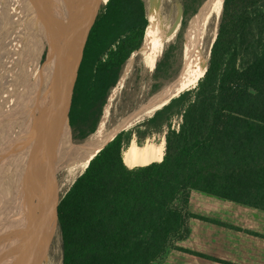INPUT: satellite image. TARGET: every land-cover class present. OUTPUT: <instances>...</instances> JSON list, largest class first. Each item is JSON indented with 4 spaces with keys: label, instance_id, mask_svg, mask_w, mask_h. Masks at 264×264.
Instances as JSON below:
<instances>
[{
    "label": "trees",
    "instance_id": "obj_1",
    "mask_svg": "<svg viewBox=\"0 0 264 264\" xmlns=\"http://www.w3.org/2000/svg\"><path fill=\"white\" fill-rule=\"evenodd\" d=\"M206 0H182L181 30ZM148 25L143 0H109L87 40L69 112L72 139L96 132L111 91ZM172 51L153 71L151 93L174 75ZM204 76L138 125L173 112L177 130L163 126L161 160L127 163L122 132L64 193L61 264H155L186 234L188 195L197 190L244 202L243 189L264 187V0H223ZM168 125V124H166ZM137 129V130H138ZM136 130V131H137ZM134 131L136 144L140 135ZM249 189V188H248Z\"/></svg>",
    "mask_w": 264,
    "mask_h": 264
},
{
    "label": "rangeland",
    "instance_id": "obj_2",
    "mask_svg": "<svg viewBox=\"0 0 264 264\" xmlns=\"http://www.w3.org/2000/svg\"><path fill=\"white\" fill-rule=\"evenodd\" d=\"M21 1L22 0H0V149L3 148L6 140L5 153H7L12 146L14 137H17L16 140L18 141L21 137L25 136L22 130L24 124L27 123L28 120L31 124H34L40 116V113L43 112L46 107L48 92L46 91L45 81L43 84V80L41 79V77H43V74L41 75V72H43L41 71V68L47 61V55L45 57L46 51L44 45L45 41L47 42V39L45 38L48 33L47 30L49 29L48 23L45 24V22L47 19L48 21L51 20L54 22L57 18H52V5L48 4L47 0H28L27 3L26 1ZM43 1L46 2V6L43 4ZM54 1L59 2L58 0ZM143 1L146 7L147 17L149 11L153 7L156 8L158 19L157 33L158 35L165 37L158 60L162 57L164 50L172 51L173 57L175 56V58L172 59V61H174V75L168 81L163 82L158 91L151 93L150 90L152 89V84L154 83V69L152 71L147 69L142 49L134 53L126 62L118 83L108 97L96 132L83 141L84 145L89 146L91 143L105 138L122 118L128 115L133 109H139V107H141L157 93L168 88L184 73V44L187 30L190 27L192 19L188 22L182 33V53L181 56L179 55L176 58L179 48V43H177L178 41H176V39L181 30L183 15L182 0ZM49 5L51 6L49 7ZM36 6H39V8L37 9ZM17 16L19 19H17ZM218 23L219 21L212 19L207 24L201 37L200 48L203 52L205 64L207 63L210 53L212 38L214 34L216 36L217 33ZM21 41L25 43L24 51L26 52L23 51V53L22 49L21 52H19L22 45ZM16 53H19V57L22 59L21 63L23 62L26 66H28L25 68V65H22L23 68L19 69L17 72L12 71V65L14 58H16ZM10 75L12 76L11 78L9 77ZM193 86H195V84L187 89L190 90ZM181 93L176 95L174 98L179 96ZM32 103H34L35 106H32L34 105ZM163 105H160L158 108L163 107ZM158 108L154 111L142 114L134 122V124L124 132L130 131L131 139L136 142L134 131L138 129V125L140 123L150 118L152 114L158 110ZM24 109L26 112H24ZM106 110H108L107 121L104 126H101ZM175 111L176 109L161 118L160 121L152 124L150 127H139L136 132L141 137L140 142H142V144H159L162 140L160 139V136L151 134L157 127L159 128L163 126L164 133L168 130V127L177 130L178 124H180V116ZM20 113L21 119L18 120ZM29 117L31 118L29 119ZM29 122L27 124L31 127ZM12 126L14 127L13 136L9 138L7 133ZM74 142L75 144L78 143L76 141H73V143ZM19 148L22 147L20 146ZM18 152H21V149H19ZM16 156H19V154ZM0 158L2 159H0V161H2L0 163V167L2 166L0 168V173H2L0 174V225H4L5 227H3V232L9 234L11 227L14 226V224L11 223L13 219H17L18 221L19 218L24 219L25 217H28V212L31 210V204L29 207L30 210H28V204L24 194V187L28 185H24L20 182L21 176L22 180L27 177L26 168L24 169L23 163H19L21 158H11L10 153L7 154V157L5 155L0 156ZM7 158L9 159L7 160ZM83 158V155L68 156L67 159L62 161L59 165L58 175L63 195L72 186L76 178L84 172L82 168L78 166ZM11 166L13 167L11 168ZM5 170H7L8 173ZM60 257L61 250L57 253L51 264H61Z\"/></svg>",
    "mask_w": 264,
    "mask_h": 264
},
{
    "label": "water",
    "instance_id": "obj_3",
    "mask_svg": "<svg viewBox=\"0 0 264 264\" xmlns=\"http://www.w3.org/2000/svg\"><path fill=\"white\" fill-rule=\"evenodd\" d=\"M108 1L109 0L67 1V13L60 24L59 33L57 34V36L63 35V37H65V44L61 50V55L57 59V71H54L55 75L53 77V90L51 93H48L49 97H52V99L54 97L56 98V102L52 110H48L49 112L46 114L44 120L45 133H43L45 144L42 155L52 156L53 159L54 156L56 157L49 164L48 170L45 173L44 171L42 173L40 172V166L39 172L36 173V193L33 200L30 202L32 210V227L30 232H27L22 239L20 238L21 242L17 243L14 248H6L13 254L4 261L3 258H0V264H23L24 262V264H51L57 253L61 250L63 242V219L60 212V202L63 193L60 188L58 167L61 164L62 156H65L63 147L67 140H70L72 145H74V149L71 150L69 156H86L93 150L90 145H84V142L73 143L74 140L72 139L70 128L69 112L88 36ZM8 15L10 16L9 13ZM17 19H19L18 16ZM58 40L59 39H57V41ZM21 43L22 45L19 52H21L22 49L23 53L25 43L23 41H21ZM15 57L12 71L17 72L22 59L19 57V53H16ZM9 77L11 78L12 76L10 75ZM195 87L196 86L193 88ZM163 91L154 95L150 100L139 107V109H133L128 115L122 118L114 127L113 134L109 136L103 144H99L100 146L98 145L97 148L94 149L88 164L118 134L127 131V127L134 123L142 114L146 113L150 102ZM47 122H50V128L45 126ZM29 124L31 125V122H29ZM162 140L164 142V137ZM47 141L54 144L50 152L45 148ZM33 160L32 157V161L28 159V162H33ZM34 163L37 164V161L34 160ZM38 177L39 181L37 182ZM23 257H26L25 261L20 260ZM41 257H43V260Z\"/></svg>",
    "mask_w": 264,
    "mask_h": 264
},
{
    "label": "bare ground",
    "instance_id": "obj_4",
    "mask_svg": "<svg viewBox=\"0 0 264 264\" xmlns=\"http://www.w3.org/2000/svg\"><path fill=\"white\" fill-rule=\"evenodd\" d=\"M24 1H26V3L28 2V0H22L21 2H24ZM40 1H42V0H40ZM58 1L59 2H56V4L58 5V3H59V5L57 6V8L59 7V10H57L58 16H57L56 20L59 18L60 23L58 25H60L66 16V11H65V8L63 6V3L65 2L67 4L68 0H58ZM53 3H55V2H53ZM222 4H223V0H207L201 6L198 13L192 18L191 23H190V27L187 30L186 40H185V44H184V52H183L184 53V55H183L184 73L181 75V77L177 81H175L173 84L170 83L171 85L168 88H166L162 93H160L156 98H154L150 102L147 112L154 111L160 105L167 104L176 95H178L179 93H181L185 89L191 87L192 85L196 84L204 76L206 64H205V61L203 58L202 49L200 48V41H201L203 31L206 28L207 24L212 19L215 21H219L221 10H222ZM10 5H11V3H10ZM36 7H37V9L39 8V6H36ZM41 8H42V6H41ZM30 12H31V10H30ZM42 16H43V14H42ZM148 17H149L148 18V25H147L146 30H145L144 41H143V45H142L141 49L144 52L145 65L149 71H152L155 67L157 60H158V57H159V54L161 52V48L163 46L165 37L160 36L157 33L158 19H157V13H156L155 7H153L149 11ZM50 21H48V19H47V21L45 22V24L48 23V29H49V30H47L48 33H47L45 39H47L49 46H51V47H49L50 53H48L47 61L45 64H43V66L41 68V71H43V72H41V75L43 74L42 75L43 77H41V79L43 80L42 81L43 84H44V81L46 83V85H45L46 91H47V85H48V80L46 78L48 77V74L50 73L51 70L57 71V64H58L57 59L61 55V50L65 44V37H63V35L57 36V34L59 33V27L57 28V25L54 26L53 25L54 22H52V21L50 22ZM57 22H58V20H57ZM214 38H215V34L212 38V41L214 40ZM57 39H59V40L57 41ZM49 40H51V45H50ZM39 41H41V40H39ZM43 68H44V70H43ZM53 77H54V75H53ZM37 79H38V77H37ZM50 84L52 86V82ZM47 96H48V99L50 102L49 105H50V111H51L53 106L55 105L54 103L56 102L55 101L56 98L54 97L53 98L54 100H53L52 97H49L48 93H47ZM32 104H34V103H32ZM32 106H35V104ZM32 108H34V107H32ZM24 112H26V110ZM20 115H21V113L19 114L18 120L21 119ZM12 116H13V114H12ZM107 116H108V110H106V112H105V117L103 118L101 126H104L105 122L107 121ZM30 118L31 117H29V119ZM28 122H29V120H28ZM36 122L34 124H31L30 125L31 127H29V125L27 123L24 124V126L22 127V130H23V133L25 136L21 137L18 141L16 140L17 137H14L13 144L7 153H5V142H6V140L4 142L3 148L0 149V156L6 155V157H7V154L10 153L11 158L17 159L18 156H16V155L19 154V156L21 158L19 163H23V167H24V169L26 168V172H27V177L24 178L25 182H23L24 185H28L27 186L28 189L25 190L27 196L28 195L34 196L36 193L35 176H36V173L39 172V166H40V172L42 173L44 171V173H45L48 170L49 164L56 157V156H54V159H53L52 156H43L42 155V152H44V144H45L44 137H43V135H44L43 133H45V127H44L45 122L40 123V125L39 124L36 125ZM133 124L134 123H132L129 127H127V129H129ZM45 126H48L50 128V122H47V124ZM10 128L11 129L10 130L8 129L9 132L7 133L9 138L11 136H13V128L14 127L12 126ZM113 131H114V128L105 138L97 140V142H93L90 144V147H92L93 150L89 154H87L86 156L84 155L83 160L78 165L80 168H82L83 171L86 169V167L88 165V161L93 155L92 153H93L94 149L97 148V146L99 144L100 145L103 144V142L109 136H111L113 134ZM53 145H54L53 143L47 141L46 145H45L46 150L48 152H50L53 148ZM20 146L22 148H19ZM63 148H64L65 156H62L61 162L65 161L67 159L71 150L74 149V145H72V142L70 140H67L64 143ZM19 149H21V152H18ZM82 149L86 150L85 148H82ZM15 153H17V154H15ZM163 155H164V142H163V140H161V142L159 144L145 143L141 146H138L136 144V142L134 140H132L128 144L127 148L123 151L122 158L127 163L133 164L136 162L145 163V162H148L152 159L161 160L163 158ZM32 157L35 161H37V164L34 163V160H33V162H28V159L30 161H32ZM8 159L9 158H7V160ZM1 162L2 161H0V163ZM1 165H3V164H1ZM13 166H11V168ZM13 170H14V168H13ZM5 171L7 172V170H5ZM11 171H12V169H11ZM0 174H2V173H0ZM0 178H1V176H0ZM21 179H22V176H21ZM24 179H23V181H24ZM38 181H39V177L37 178V182ZM3 183H4V181H3ZM1 192H2V190H1ZM29 227L31 228V226H29ZM28 230H30V229H28ZM22 233H25V232L22 231ZM41 259L43 260V257H41ZM22 260L25 261L26 257H23Z\"/></svg>",
    "mask_w": 264,
    "mask_h": 264
},
{
    "label": "crops",
    "instance_id": "obj_5",
    "mask_svg": "<svg viewBox=\"0 0 264 264\" xmlns=\"http://www.w3.org/2000/svg\"><path fill=\"white\" fill-rule=\"evenodd\" d=\"M249 186L244 202L191 190L186 234L155 264H264V187Z\"/></svg>",
    "mask_w": 264,
    "mask_h": 264
},
{
    "label": "flooded vegetation",
    "instance_id": "obj_6",
    "mask_svg": "<svg viewBox=\"0 0 264 264\" xmlns=\"http://www.w3.org/2000/svg\"><path fill=\"white\" fill-rule=\"evenodd\" d=\"M48 1V4H51L52 5V12H51V16H52V18L54 19L55 17H57V10H59V8H57V4H56V2L54 1V0H47ZM44 3L43 4H45V6H46V2L45 1H43ZM53 2H55V3H53ZM55 6H54V5ZM50 6V5H49ZM63 6H64V8H65V11H66V13H67V8H66V3L64 2L63 3ZM149 18V17H148ZM57 20H58V22H57ZM57 20H55L54 21V26L55 25H57V28L58 27H60V25H58L59 23H60V20H59V18L57 19ZM49 42H50V45H51V40H49ZM45 51H46V54H45V57H46V55L48 56V53H49V50H50V48L49 47H51V46H49V44H48V41L46 42L45 41ZM56 63V62H55ZM22 65L24 66L25 65V68L27 67L26 66V64L25 63H20V65H19V68H18V71H19V69H21V68H23L22 67ZM52 74V75H51ZM51 75V76H50ZM53 75H55V72H54V70H51L50 71V73L48 74V77L46 78L47 80H48V85H47V91H48V93H51L52 92V90H53ZM52 78V79H51ZM50 79V80H49ZM52 82V86H51V83ZM49 88V89H48ZM49 99H48V96H47V102H46V107H45V109H44V111L43 112H41L40 113V116L38 117V119H37V122H36V125L37 124H39L40 125V123H43L44 122V119H45V117H46V114H47V112H49L50 111V105H49ZM49 110V111H48ZM70 121V120H69ZM35 125V126H36ZM71 128V127H70ZM71 133H72V129H71ZM20 156H18V158H19ZM20 162V161H19ZM20 173V172H19ZM58 174H59V167H58ZM20 182L21 183H23L24 181L22 180V179H20ZM25 188V190L26 189H28V187L27 186H25L24 187ZM25 198H26V202H27V204H28V207H27V209L28 210H30L29 209V207H30V202L33 200V198H34V196H32V195H28L27 196V194H26V191H25ZM31 215H32V210H30L29 212H28V217H25L24 219H21V218H19L18 219V221H17V219L16 220H14L13 219V221L11 222L12 224H14V226L13 227H11V229H10V232H9V234H7V233H5V232H3V227H5L4 225H0V258H3V261L7 258V257H9V256H11L13 253H10V251L9 250H7L6 248H8V247H12V248H14V246L17 244V243H20L21 242V239H22V237L24 236V235H26L27 234V232H30V230H28V229H31L29 226H31L32 227V224H31V221H32V219H31ZM26 223V224H25ZM27 227V228H26ZM6 229V228H5ZM25 230V231H24ZM22 231L23 232H25V233H22ZM21 235V236H20ZM23 235V236H22ZM21 238V239H20ZM9 259H11V258H9ZM8 259V260H9ZM23 258H21L20 260H22Z\"/></svg>",
    "mask_w": 264,
    "mask_h": 264
}]
</instances>
